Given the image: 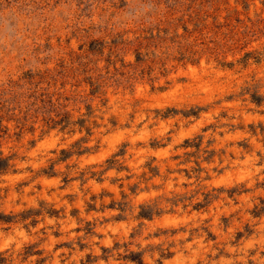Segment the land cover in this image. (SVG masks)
I'll return each mask as SVG.
<instances>
[{"label": "rangeland", "instance_id": "374dc122", "mask_svg": "<svg viewBox=\"0 0 264 264\" xmlns=\"http://www.w3.org/2000/svg\"><path fill=\"white\" fill-rule=\"evenodd\" d=\"M143 2L0 0V264H264V0Z\"/></svg>", "mask_w": 264, "mask_h": 264}, {"label": "clouds", "instance_id": "9594fccd", "mask_svg": "<svg viewBox=\"0 0 264 264\" xmlns=\"http://www.w3.org/2000/svg\"><path fill=\"white\" fill-rule=\"evenodd\" d=\"M14 11L15 10H13V13ZM152 11L153 9L145 4L143 0H127V7L125 12L122 13L121 19L127 24L128 22H134L143 16H147V14ZM9 14L10 13L7 11L0 13V18ZM9 28H11V31L8 30ZM26 43H30L27 30L24 32H18L16 26L0 24V54H2L5 49L10 50L13 44H15L17 48H20ZM28 59L31 60L33 58L29 56ZM101 264H103V262H101ZM221 264H232V262L222 261Z\"/></svg>", "mask_w": 264, "mask_h": 264}]
</instances>
